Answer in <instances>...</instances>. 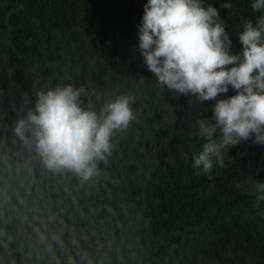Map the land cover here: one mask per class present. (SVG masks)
Returning a JSON list of instances; mask_svg holds the SVG:
<instances>
[{"label": "clouds", "instance_id": "9594fccd", "mask_svg": "<svg viewBox=\"0 0 264 264\" xmlns=\"http://www.w3.org/2000/svg\"><path fill=\"white\" fill-rule=\"evenodd\" d=\"M250 6L259 15L241 20L237 54L208 0H147L139 26L141 54L161 89L216 101L212 119L197 123L205 142L192 156L209 179L226 150L249 140L264 145V0ZM230 89L236 94L220 98ZM35 95V108L13 129L20 149L0 137V264H153L110 171L118 138L138 120L136 95L74 82ZM255 196L264 202V182Z\"/></svg>", "mask_w": 264, "mask_h": 264}, {"label": "trees", "instance_id": "16d2710c", "mask_svg": "<svg viewBox=\"0 0 264 264\" xmlns=\"http://www.w3.org/2000/svg\"><path fill=\"white\" fill-rule=\"evenodd\" d=\"M250 2L208 0L226 21L234 54L243 50L241 20L259 15ZM146 3L0 0V137L20 149L15 122L46 85L131 91L138 120L118 138L110 171L139 218L153 264H264V202L255 196L264 145L244 141L224 152L212 179L197 174L192 156L205 142L197 123L212 119L216 101L159 87L139 48Z\"/></svg>", "mask_w": 264, "mask_h": 264}]
</instances>
